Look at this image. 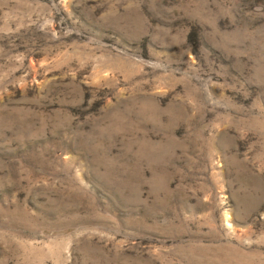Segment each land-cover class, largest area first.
<instances>
[{
  "label": "rangeland",
  "instance_id": "1",
  "mask_svg": "<svg viewBox=\"0 0 264 264\" xmlns=\"http://www.w3.org/2000/svg\"><path fill=\"white\" fill-rule=\"evenodd\" d=\"M0 264H264V0H0Z\"/></svg>",
  "mask_w": 264,
  "mask_h": 264
}]
</instances>
